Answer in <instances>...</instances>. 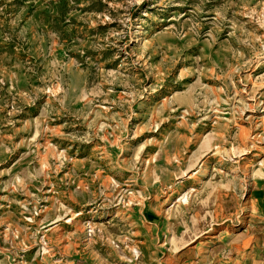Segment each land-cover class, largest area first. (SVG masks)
I'll return each instance as SVG.
<instances>
[{
    "label": "rangeland",
    "instance_id": "374dc122",
    "mask_svg": "<svg viewBox=\"0 0 264 264\" xmlns=\"http://www.w3.org/2000/svg\"><path fill=\"white\" fill-rule=\"evenodd\" d=\"M264 264V0H0V264Z\"/></svg>",
    "mask_w": 264,
    "mask_h": 264
},
{
    "label": "crops",
    "instance_id": "0c3cea01",
    "mask_svg": "<svg viewBox=\"0 0 264 264\" xmlns=\"http://www.w3.org/2000/svg\"><path fill=\"white\" fill-rule=\"evenodd\" d=\"M259 264H262V262H260Z\"/></svg>",
    "mask_w": 264,
    "mask_h": 264
}]
</instances>
